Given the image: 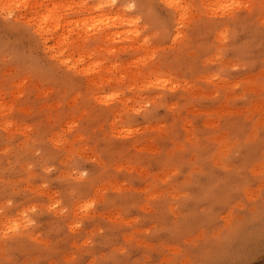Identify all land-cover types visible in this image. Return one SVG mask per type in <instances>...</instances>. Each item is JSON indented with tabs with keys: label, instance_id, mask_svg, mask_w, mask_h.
<instances>
[{
	"label": "rangeland",
	"instance_id": "374dc122",
	"mask_svg": "<svg viewBox=\"0 0 264 264\" xmlns=\"http://www.w3.org/2000/svg\"><path fill=\"white\" fill-rule=\"evenodd\" d=\"M0 264H264V0H0Z\"/></svg>",
	"mask_w": 264,
	"mask_h": 264
},
{
	"label": "snow or ice",
	"instance_id": "6c2138e0",
	"mask_svg": "<svg viewBox=\"0 0 264 264\" xmlns=\"http://www.w3.org/2000/svg\"><path fill=\"white\" fill-rule=\"evenodd\" d=\"M173 6H177L178 7V5H172V4L169 5V7H173Z\"/></svg>",
	"mask_w": 264,
	"mask_h": 264
}]
</instances>
